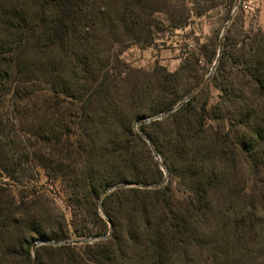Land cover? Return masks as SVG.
I'll return each instance as SVG.
<instances>
[{
	"label": "rangeland",
	"instance_id": "obj_1",
	"mask_svg": "<svg viewBox=\"0 0 264 264\" xmlns=\"http://www.w3.org/2000/svg\"><path fill=\"white\" fill-rule=\"evenodd\" d=\"M54 1L0 0V264H264V0Z\"/></svg>",
	"mask_w": 264,
	"mask_h": 264
},
{
	"label": "trees",
	"instance_id": "obj_2",
	"mask_svg": "<svg viewBox=\"0 0 264 264\" xmlns=\"http://www.w3.org/2000/svg\"><path fill=\"white\" fill-rule=\"evenodd\" d=\"M54 2H55L56 10H57L59 26L61 27L63 22H65L68 19H70L71 17H73V15L75 13V9L78 6L79 0H55ZM60 27L57 28V31L60 29ZM5 72L7 73V71H5ZM14 77L16 78L17 76L15 75ZM44 90L48 91L49 89L46 88ZM173 106L174 105H172L167 110H171L173 108ZM170 173H173V170H170ZM159 177L160 178L163 177V173L161 171H159ZM133 191H137V189H133ZM262 230H263V234H264V228H262ZM34 241L31 242V245L34 243ZM52 247L50 245L43 246V248L46 250L52 249ZM30 252H31V247L29 245H27L26 257H27L28 262H30V260H31Z\"/></svg>",
	"mask_w": 264,
	"mask_h": 264
},
{
	"label": "built area",
	"instance_id": "obj_3",
	"mask_svg": "<svg viewBox=\"0 0 264 264\" xmlns=\"http://www.w3.org/2000/svg\"><path fill=\"white\" fill-rule=\"evenodd\" d=\"M239 7H240V5H239V6H235L234 9H233V13H234L235 11H237ZM243 7L247 8L246 4H245Z\"/></svg>",
	"mask_w": 264,
	"mask_h": 264
}]
</instances>
